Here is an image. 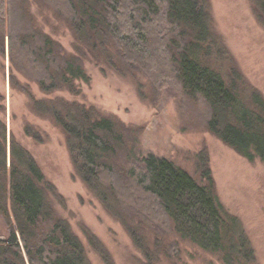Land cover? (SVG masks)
Instances as JSON below:
<instances>
[{
  "label": "trees",
  "instance_id": "trees-1",
  "mask_svg": "<svg viewBox=\"0 0 264 264\" xmlns=\"http://www.w3.org/2000/svg\"><path fill=\"white\" fill-rule=\"evenodd\" d=\"M74 31L76 53L35 27L27 0H0V42L10 40L12 66L45 93L89 82L86 50L118 67L143 68L160 87L176 85L203 109L206 128L249 161L264 162V94L248 81L213 24L209 0H41ZM264 26V0H253ZM119 70V69H118ZM18 86V78L11 76ZM34 110L66 133L82 179L124 225L148 263L179 253L173 237L225 264H256L241 219L229 213L205 163L202 180L172 160L141 158L122 124L62 98L33 101ZM27 135L40 140L28 124ZM63 195L0 118V264H90L70 222L56 210ZM171 236L170 240L166 236ZM94 245V238L89 234Z\"/></svg>",
  "mask_w": 264,
  "mask_h": 264
},
{
  "label": "rangeland",
  "instance_id": "rangeland-1",
  "mask_svg": "<svg viewBox=\"0 0 264 264\" xmlns=\"http://www.w3.org/2000/svg\"><path fill=\"white\" fill-rule=\"evenodd\" d=\"M27 1L35 27L67 53H76L75 33L56 9L41 0ZM209 2L216 32L240 71L264 94V26L256 18L253 0ZM83 61L89 82L77 81L75 91L47 94L12 66L9 37L0 42V118L7 124L9 143L14 131L63 195L64 204L54 202L56 210L83 242L90 264H144L148 258L84 182L66 133L51 118L34 110L35 99L62 98L93 108L129 130L141 158L149 154L167 158L197 180H202L206 163L221 203L244 224L256 250V264H264V162L259 158L249 161L210 132L203 109L176 85L160 87L140 66L116 60L115 68L89 50ZM12 74L18 78L17 87L11 84ZM28 124L40 140L27 135ZM10 229L0 216V238L7 239ZM166 237L172 240L170 235ZM173 238L179 243V253L171 257L161 254L156 264H225L219 256L176 235Z\"/></svg>",
  "mask_w": 264,
  "mask_h": 264
}]
</instances>
